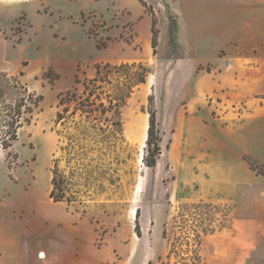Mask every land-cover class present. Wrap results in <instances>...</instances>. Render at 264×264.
Listing matches in <instances>:
<instances>
[{"label": "rangeland", "instance_id": "rangeland-1", "mask_svg": "<svg viewBox=\"0 0 264 264\" xmlns=\"http://www.w3.org/2000/svg\"><path fill=\"white\" fill-rule=\"evenodd\" d=\"M106 62L148 73L105 143L56 116ZM3 140L0 264H264V0H0Z\"/></svg>", "mask_w": 264, "mask_h": 264}, {"label": "trees", "instance_id": "trees-1", "mask_svg": "<svg viewBox=\"0 0 264 264\" xmlns=\"http://www.w3.org/2000/svg\"><path fill=\"white\" fill-rule=\"evenodd\" d=\"M155 21L153 19L152 25V47L154 53H156V47L158 45L157 35L158 31L155 28ZM139 67L142 72L138 77L132 72V69ZM148 69L142 63H122L120 65H113L109 62L100 63L96 65V75L92 78L84 80L85 91L82 94L75 92L68 93L67 98H61L60 105L63 109L57 112L56 122L62 124L66 115L75 116L80 114L84 121H79L77 129L83 131L84 134L90 132H100L105 140L106 137L113 139H119L124 137L123 124L119 118L120 109L126 104L127 99L132 93V89L136 84L145 81ZM115 75V76H114ZM136 77V78H135ZM77 83L82 82L77 77ZM107 83L113 87L112 92H107ZM112 114V115H110ZM155 115L151 114L149 137L147 142L149 143V154L153 157V160L148 161L150 167H155L160 153L162 152V136L159 127L155 126ZM115 117L111 119L110 117ZM111 126V128H110ZM155 139L154 141L152 139ZM0 144L3 147L9 145L7 141H1ZM153 144V146H151ZM108 146H112V142H109ZM253 167V166H252ZM55 175L52 177V190L50 193L51 198L55 201L71 200L65 196L62 192L64 189L58 183V178ZM58 189L62 192V195L58 194ZM140 213V209H137V216ZM139 225L136 226V231L140 234Z\"/></svg>", "mask_w": 264, "mask_h": 264}, {"label": "crops", "instance_id": "crops-1", "mask_svg": "<svg viewBox=\"0 0 264 264\" xmlns=\"http://www.w3.org/2000/svg\"><path fill=\"white\" fill-rule=\"evenodd\" d=\"M253 236V235H252ZM250 244H248L247 246H249ZM217 252H219V250H220V247H229V245L228 246H226L225 244H218L217 245ZM230 252H232V255H231V258H229V260H228V262H229V264H243V262L245 261V258H243V260H239V256L238 255H236L235 254V251H238V249H239V245L238 244H233L232 246L230 245Z\"/></svg>", "mask_w": 264, "mask_h": 264}, {"label": "bare ground", "instance_id": "bare-ground-1", "mask_svg": "<svg viewBox=\"0 0 264 264\" xmlns=\"http://www.w3.org/2000/svg\"><path fill=\"white\" fill-rule=\"evenodd\" d=\"M148 126H149V124L146 122H140L139 124H137V133H138L139 140L142 141V140L146 139L147 132H148ZM142 146H143V144H142ZM139 191H140V189H139ZM133 217H136L135 210L133 213Z\"/></svg>", "mask_w": 264, "mask_h": 264}]
</instances>
